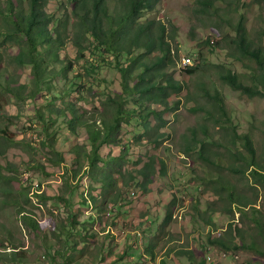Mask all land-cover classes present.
<instances>
[{
	"label": "rangeland",
	"instance_id": "obj_1",
	"mask_svg": "<svg viewBox=\"0 0 264 264\" xmlns=\"http://www.w3.org/2000/svg\"><path fill=\"white\" fill-rule=\"evenodd\" d=\"M15 1L28 9L29 0ZM215 4L225 20L199 15L195 0H160L146 14L144 19L163 22L173 36L169 73L184 88L167 98L162 120L151 113L147 120L146 110L165 105L147 99L133 111L130 102L116 138L98 149L111 158L110 167L103 160L93 167L89 128L102 129L111 120L109 98L121 92L115 58L100 55L89 35H78L69 0H47L48 28L53 33L57 27L62 38L58 58L45 66L49 85L38 90L34 65L18 58L25 41L11 34L8 0H0V131H6L0 137V189L8 191H0V264H197L203 258L205 264H264L255 248L223 251L208 240L221 237L240 246V234L247 247L264 246L252 219L264 224V183L255 180L252 166L216 143L222 129L208 117L209 103L200 93L205 83L218 87L231 130L250 136L264 173V95L249 98L218 74L229 69L255 84L253 63L233 60L229 49L240 15L250 39L264 49L258 38L264 0ZM207 39L219 46L206 45ZM184 57L191 59L187 67ZM196 65L190 74L188 67ZM203 125L213 139L208 152H219L215 162L191 147L193 131L203 135ZM237 140L232 150L246 154ZM144 166H151L147 178L140 171ZM106 167L112 175H103ZM218 178L234 182L242 203L253 204L248 217L223 210L226 200L212 181Z\"/></svg>",
	"mask_w": 264,
	"mask_h": 264
},
{
	"label": "trees",
	"instance_id": "obj_2",
	"mask_svg": "<svg viewBox=\"0 0 264 264\" xmlns=\"http://www.w3.org/2000/svg\"><path fill=\"white\" fill-rule=\"evenodd\" d=\"M159 1L69 0L72 12L78 19V35L81 32L89 35L91 40L95 42L96 50L100 55L109 54L113 56L115 58V68L121 78V92L118 93L117 98H109L111 101L109 103L114 107L111 120L104 123L102 129H95L93 126L89 128V138L92 141V149L88 156L90 166L95 167L100 160H103L110 167L111 158L103 157L98 149L103 144L116 138L117 131L125 122L126 116L131 113L128 107L130 102H133V111H136L137 108L143 109V102L147 99L150 101L155 100L156 103L162 106L165 105L162 111L146 110V119L149 118L148 114L151 113L157 119L162 120L164 111L168 109L167 98L173 93L181 92L184 88V83L177 81L169 73V69L173 65L172 48L169 40L173 36L170 35L167 25L161 21L144 19L147 13L153 12ZM111 2L114 3L115 7H112ZM215 2L216 0H195L197 13L216 17L220 21L225 20ZM46 3L47 0H29L28 9H25L15 0H8V15L13 25L11 34L14 35V38H23L25 41L22 43V50L18 58L22 60L27 58L34 65L38 90L45 85H49L47 80H44L47 72L45 66L58 58L59 38H62V34L57 30V27H55L53 33H50L48 28L50 17L44 11ZM169 24L172 25L171 34L174 35L176 27L172 23ZM233 32L234 36L231 37L230 41L231 49H229L231 52L230 57L235 61L245 59L253 63L249 70L253 73L252 77L255 84H245L236 73L229 69L219 70V79L249 98L263 96L264 92L259 86L264 88V49L255 39H250L244 15H240L237 23L233 26ZM55 35H57V39H55ZM258 38L264 40V29L259 32ZM205 44L211 45V47L219 46V43H211L210 39H207ZM82 51L81 48L78 50L80 54ZM198 68V65L188 67V72L194 74ZM10 89L12 88L10 87ZM200 93L202 98L209 103V106L205 107L208 117L211 120L214 119L215 124L222 129V135L216 143L238 159H241L243 163L252 166L251 173L255 180L258 179L264 183V173L257 162L256 147L248 134L239 135L235 130H231L230 117L226 110L224 97L218 87L214 86L213 82H211V85L205 83L202 85ZM201 130L203 135L195 130L193 131L190 137L193 143L191 147L199 157L215 162L218 159L217 154L219 152L218 150H215L216 152L212 154L208 152V147L213 143V139L209 135L206 125H203ZM4 134H6V131H0V137ZM238 137L244 142L246 154L232 150V147L238 141ZM185 147L186 149L190 148L188 145ZM61 158L63 160V156ZM150 167L144 166L140 170L146 178L150 176ZM116 171L118 170L116 169ZM153 171H155V166ZM233 171H237V168H233ZM161 173H164V170ZM103 175L110 176L112 172L106 167L103 170ZM212 181L219 184L220 194L226 200V206L223 210H236L241 216L248 217L249 213L246 209L253 207V204L242 203L234 182L224 181L221 178ZM0 191L2 193L8 192L5 188L0 189ZM24 219L30 220L31 224L35 225L32 219L27 217ZM167 219H169L168 216ZM252 219L257 228L258 236H261L264 240V224L261 223L259 217L253 216ZM72 222L76 225L78 223L77 218L74 217ZM208 240L223 251L255 248L258 253L264 255V246L254 243L247 247L240 234H238V240L241 241L240 246L234 243L233 240L226 241L221 237L212 238L209 236ZM197 264H205V259L203 258Z\"/></svg>",
	"mask_w": 264,
	"mask_h": 264
},
{
	"label": "built area",
	"instance_id": "obj_3",
	"mask_svg": "<svg viewBox=\"0 0 264 264\" xmlns=\"http://www.w3.org/2000/svg\"><path fill=\"white\" fill-rule=\"evenodd\" d=\"M191 64V59H189V58H187V57H184L183 59H182V65L184 66V67H187L188 65H190Z\"/></svg>",
	"mask_w": 264,
	"mask_h": 264
}]
</instances>
